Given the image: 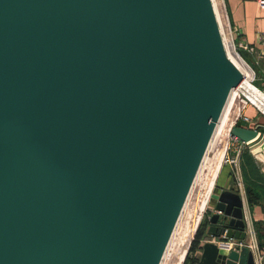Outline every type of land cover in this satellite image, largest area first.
Returning <instances> with one entry per match:
<instances>
[{"label":"water","instance_id":"1","mask_svg":"<svg viewBox=\"0 0 264 264\" xmlns=\"http://www.w3.org/2000/svg\"><path fill=\"white\" fill-rule=\"evenodd\" d=\"M241 79L211 0H0V264H158ZM244 204L221 190L206 234L244 242Z\"/></svg>","mask_w":264,"mask_h":264},{"label":"rangeland","instance_id":"2","mask_svg":"<svg viewBox=\"0 0 264 264\" xmlns=\"http://www.w3.org/2000/svg\"><path fill=\"white\" fill-rule=\"evenodd\" d=\"M211 3L217 15L216 21L220 27L221 35L230 45L225 47L226 52L228 49L233 50V53L250 67L251 84L261 91L263 85L260 66L255 65V59L250 54L239 48L240 42L228 23L223 2L211 0ZM237 71L242 75V79L234 89L238 88L246 79L239 70ZM247 99L242 92H238L237 99L225 123L218 121L215 128L216 134L207 147L197 182L189 191L190 195L187 196L189 200L187 199V205L185 204L186 209L180 216L174 232L173 244L165 254L164 264H185L195 239L206 230L208 218L215 209L213 202L218 194L219 179L225 174H229L238 187L243 189L246 209L256 202H264V142L252 151L244 146L238 163L235 165L230 162L235 159L242 146L231 136L230 129L232 127H248L251 130L258 129L264 133V114L251 105ZM245 117L249 118V123L244 121ZM245 216L247 221L250 220L249 216L247 217V211ZM253 232L257 237V231L254 228Z\"/></svg>","mask_w":264,"mask_h":264},{"label":"crops","instance_id":"3","mask_svg":"<svg viewBox=\"0 0 264 264\" xmlns=\"http://www.w3.org/2000/svg\"><path fill=\"white\" fill-rule=\"evenodd\" d=\"M221 1L223 2L228 23L233 32L236 33L239 42L258 49V36L264 33V10L258 7L256 0ZM250 56L253 58L251 54ZM244 128L249 129L248 127ZM218 187V194L224 189L240 194L246 207L245 196L242 194L243 189L241 190V188L238 187L233 179L229 177V174H225L224 177L219 179ZM217 197L214 199V206ZM245 210L247 211V217L249 216V219L251 218L252 220V228L257 231L256 241L260 252L263 254L262 264H264V202H256ZM207 229L208 225L206 226V230ZM206 230L203 234H199L195 239L194 246L189 253L190 255L187 257L185 264H201L200 255L202 252V246L206 241L216 244L220 248V251L238 248L240 245L239 241L236 239L208 236ZM248 241L249 237L247 233L246 240L243 243L248 244Z\"/></svg>","mask_w":264,"mask_h":264},{"label":"bare ground","instance_id":"4","mask_svg":"<svg viewBox=\"0 0 264 264\" xmlns=\"http://www.w3.org/2000/svg\"><path fill=\"white\" fill-rule=\"evenodd\" d=\"M214 13H215V9H214ZM216 15V14H215ZM217 17V15H216ZM223 39V37H221V40ZM222 43H223V49H224V52H225V56L228 60V57H229V62H231L233 64V67L237 70H239L246 78L245 81H243L238 88H233V89H230L226 95V98L224 100V103L222 105V108L220 110V113H219V116L217 118V121L216 123L214 124V128H213V131L211 133V136L209 138V141L207 143V146H206V149H205V152H204V155L202 156V159H201V162L199 164V166L197 167V170L195 172V175H194V178L192 180V183L189 187V190L187 192V196L189 197L190 193V189L192 190V188L194 187L195 183L197 182V179H198V176H199V173L201 171V168H202V163H204V157H205V154H206V150L208 149L207 147L209 146L210 144V141L211 139H213V137L215 136L216 134V125L218 123V121L220 120V123H225V121L227 120L232 108H233V105L237 99V96H238V92H242L248 99L247 101L253 105L255 108H257L262 114H264V94L258 90L255 86H253V84H251L252 82L250 81L251 80V73L249 71V69L246 67V65L243 63V61L241 60V58H239L238 56H236V54L233 53V50L231 49H228V52H226V49L225 47L227 46H230L228 45L226 42L224 43V40H222ZM234 49V47H233ZM235 51V49H234ZM227 53H228V57H227ZM236 53V52H235ZM222 126V124H221ZM263 157V156H261ZM260 157V159H261ZM186 196L185 200H184V203H183V206L180 210V213L178 215V218L175 222V225L173 227V230L170 234V237L166 243V246L164 248V251L162 253V256H161V259L159 261L158 264H164L165 262V254L166 252H168V250L170 249L171 245L173 244V238H174V232H175V229H176V226L178 224V221L180 219V216L182 214V212L184 211V209H186V205H187V199L189 200V198ZM186 204V205H185ZM249 222V225L252 226V220L250 218V220L248 221Z\"/></svg>","mask_w":264,"mask_h":264},{"label":"built area","instance_id":"5","mask_svg":"<svg viewBox=\"0 0 264 264\" xmlns=\"http://www.w3.org/2000/svg\"><path fill=\"white\" fill-rule=\"evenodd\" d=\"M256 3L260 9L264 10V0H256ZM219 32H220V27H219ZM220 36L222 37L221 32H220ZM222 40H224V38ZM224 43H225V40H224ZM257 46H258V49H256L253 46H249V45H246L243 43L239 44L240 49H242L243 51H245L248 54H251L253 56V58L255 59V65L260 66L261 80H262V85H263L261 92L264 94V33H262L258 36ZM243 63L251 71L250 67L244 61H243ZM244 121H246L247 123L250 122L249 118H247V117L244 118ZM237 142H240V141L237 140ZM241 145H242L241 149L238 152L235 159L230 160V162L234 163L235 165H236V163H238L239 155L241 154L242 149L245 146L243 143H241ZM248 221L246 220V222H247V233H248V237H249L248 244L241 242V243H239L240 244L239 247L242 245H246L248 247V249L253 254L254 263L255 264H262L263 254L259 250V246H258V243L256 241V237L254 235L253 228L251 225H249Z\"/></svg>","mask_w":264,"mask_h":264},{"label":"trees","instance_id":"6","mask_svg":"<svg viewBox=\"0 0 264 264\" xmlns=\"http://www.w3.org/2000/svg\"><path fill=\"white\" fill-rule=\"evenodd\" d=\"M187 258V257H186Z\"/></svg>","mask_w":264,"mask_h":264}]
</instances>
